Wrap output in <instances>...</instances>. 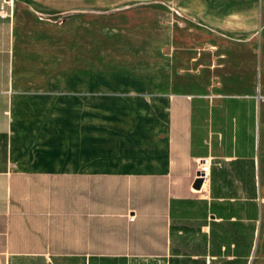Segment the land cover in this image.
<instances>
[{"label": "crops", "instance_id": "obj_1", "mask_svg": "<svg viewBox=\"0 0 264 264\" xmlns=\"http://www.w3.org/2000/svg\"><path fill=\"white\" fill-rule=\"evenodd\" d=\"M96 1L0 0V264H251L264 98L175 91L161 65L113 47L98 63L81 18ZM151 1L215 30L255 24L260 4ZM122 37L144 55V36ZM98 113L119 136L104 154Z\"/></svg>", "mask_w": 264, "mask_h": 264}, {"label": "rangeland", "instance_id": "obj_2", "mask_svg": "<svg viewBox=\"0 0 264 264\" xmlns=\"http://www.w3.org/2000/svg\"><path fill=\"white\" fill-rule=\"evenodd\" d=\"M129 1L97 0L96 10L82 13L81 18L93 23L85 28L82 25V35L88 36L90 29L95 32L98 63L113 47L115 57L111 59L161 65L165 71L162 76L168 77L175 91L257 93L264 98V0H260L255 24L218 26L217 30L195 23L167 2ZM71 17L70 13L65 14V36L72 33ZM108 36L119 37L112 40ZM122 36H144L143 42H136L144 55L128 57L125 48L134 42L123 40ZM95 129L98 154L116 148L119 136L100 113ZM261 200L258 241L251 264H264V162Z\"/></svg>", "mask_w": 264, "mask_h": 264}, {"label": "built area", "instance_id": "obj_3", "mask_svg": "<svg viewBox=\"0 0 264 264\" xmlns=\"http://www.w3.org/2000/svg\"><path fill=\"white\" fill-rule=\"evenodd\" d=\"M4 3L8 4V2H4ZM0 15L1 16L7 15V12H6L3 4L0 8ZM208 172H209V163L206 160H199L198 161V173H200V174L197 175V178L201 177L203 179V182H205V180L207 179V176H208ZM133 217L134 216H130L129 219L132 220Z\"/></svg>", "mask_w": 264, "mask_h": 264}, {"label": "water", "instance_id": "obj_4", "mask_svg": "<svg viewBox=\"0 0 264 264\" xmlns=\"http://www.w3.org/2000/svg\"><path fill=\"white\" fill-rule=\"evenodd\" d=\"M200 173H197V175H199ZM202 182H203V179L201 178V177H199V178H196V180L194 181V187L195 188H200V186H201V184H202Z\"/></svg>", "mask_w": 264, "mask_h": 264}]
</instances>
